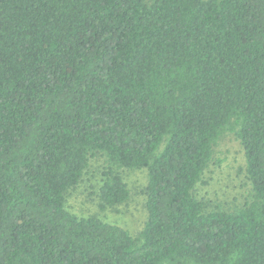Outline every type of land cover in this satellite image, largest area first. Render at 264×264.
I'll return each mask as SVG.
<instances>
[{"label":"trees","instance_id":"16d2710c","mask_svg":"<svg viewBox=\"0 0 264 264\" xmlns=\"http://www.w3.org/2000/svg\"><path fill=\"white\" fill-rule=\"evenodd\" d=\"M227 134L250 193L209 211ZM94 159L100 211L147 171L136 237L66 210ZM0 264H264V0H0Z\"/></svg>","mask_w":264,"mask_h":264},{"label":"rangeland","instance_id":"374dc122","mask_svg":"<svg viewBox=\"0 0 264 264\" xmlns=\"http://www.w3.org/2000/svg\"><path fill=\"white\" fill-rule=\"evenodd\" d=\"M149 1V0H145ZM103 159L91 160L76 189L66 195L65 208L79 218H96L125 229L136 237L147 219L145 169L122 171L129 191V199L122 205L100 211L98 189L101 182ZM245 160L239 142L232 134L224 135L216 148L213 162L206 170L202 183L195 190L197 198L207 203L208 210L234 212L250 193L244 175Z\"/></svg>","mask_w":264,"mask_h":264}]
</instances>
